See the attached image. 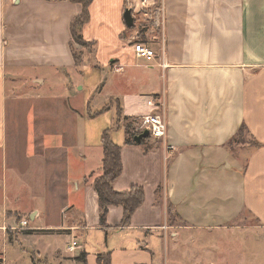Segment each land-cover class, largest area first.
<instances>
[{"label": "crops", "instance_id": "0c3cea01", "mask_svg": "<svg viewBox=\"0 0 264 264\" xmlns=\"http://www.w3.org/2000/svg\"><path fill=\"white\" fill-rule=\"evenodd\" d=\"M128 8L132 29L124 21ZM82 9L69 0H0L1 237L16 230L18 218L17 227L28 220L34 231L27 237L62 233L68 240L54 256L71 264H80L82 253L87 264L106 253L111 264H162L159 243L165 241L167 257L179 254L189 231L226 230L231 250L239 234L264 237V0H164L163 29L145 25L142 0H93L81 33L94 46L78 67L71 24ZM139 38L156 51L152 63L135 56ZM114 75L121 77L118 91L107 92ZM160 95L166 139L125 145L126 126L151 114L147 101ZM242 127L248 141L237 145ZM108 129L123 147L114 190L145 192L127 227L117 206L109 208L107 227L100 225L94 182L103 173ZM27 190L32 200L57 193V226H44L34 202L25 210L15 205ZM247 216L256 223L243 225ZM78 232L100 248L78 242V253L67 258Z\"/></svg>", "mask_w": 264, "mask_h": 264}, {"label": "rangeland", "instance_id": "374dc122", "mask_svg": "<svg viewBox=\"0 0 264 264\" xmlns=\"http://www.w3.org/2000/svg\"><path fill=\"white\" fill-rule=\"evenodd\" d=\"M140 13L143 14V17H145L146 14H148L150 17V22L145 24L146 26H148L149 23H152L153 9L141 10ZM133 46L134 44L132 45V48ZM75 51L77 53L84 51L85 53V51L92 52V49H84L80 46H76ZM141 60L148 62L145 59ZM113 77V81H111L108 85L107 92H110L111 90L118 91V86H120L118 84L121 83V77L118 75H114ZM89 80V78L86 79V81ZM82 95L85 94L82 93ZM10 119L11 118H8L9 127L11 126ZM19 120L22 127V117H20ZM10 130L11 129L9 128V133ZM19 135H23V131H21ZM24 137L25 139L27 138L26 129ZM246 141H248L247 135L246 132H244L237 137V139L235 140V144L238 145ZM17 152L18 153L16 158L20 160L21 168H23V158L25 156V153L21 144ZM25 166L26 165H24V167ZM10 178L13 180L14 176H10ZM53 193L55 195H53ZM45 194L48 197L46 201H43L41 198L32 200V197H30V193H28L27 190L25 192H22V197L20 196L22 201H19L15 205H24L25 207H22V209L25 210L31 203L34 202L39 206V210L44 215L42 219L44 226H57V205L62 201V199H58L59 197L57 198V193L55 192H46ZM33 196H37V194H33ZM19 219L20 218L17 219L16 224H18ZM240 222L243 225H246L247 223L251 225L256 223L254 222V220H251V217L248 216L243 217ZM16 224V230H9L6 240L3 239L0 235V264H71L70 262L60 263L57 260V255L55 254L54 256V253L57 250V246H60V244L61 246H63L64 242L68 240L66 236L62 235V233L47 232V234L27 237V235L24 234V230L17 229ZM34 225L41 226V223H34ZM84 234L82 232L75 233L74 235L72 234L69 241L72 242V240H75L79 243L88 242V244L90 243V245H88L90 248L99 250L100 246L94 241L95 239H93L92 236H89L88 239V234ZM186 237L192 238L189 240H185ZM184 238L185 239L179 244V247L182 249V251L179 252V254L174 253L173 256L170 255L169 257H167L165 241H161L159 243L162 249L160 253L162 264H252L251 259L254 260V258L256 257L260 258L259 261L254 262V264H259L263 261L264 237H255L254 234H252V236L249 235V237L239 234V237L237 239V246L235 247L233 243L232 250L230 249V234L226 230L218 231L216 233H195V231H189V235H184ZM37 252H41L42 255L37 254ZM77 253L78 250L74 253L69 252L68 256L66 255V257H71L72 255H76ZM242 260H244V263H242Z\"/></svg>", "mask_w": 264, "mask_h": 264}, {"label": "trees", "instance_id": "16d2710c", "mask_svg": "<svg viewBox=\"0 0 264 264\" xmlns=\"http://www.w3.org/2000/svg\"><path fill=\"white\" fill-rule=\"evenodd\" d=\"M73 3L81 4L83 9L80 16L76 17L71 24V31L73 36V46L77 45L84 49H93L94 43L85 41L81 31L82 28L90 21V7L93 0H69ZM144 31V30H143ZM73 54L76 65L82 66L84 51L77 53L73 48ZM132 124L126 126L127 139L125 145L136 144L134 139L130 135ZM246 127H242L239 135L246 132ZM111 130L108 129L103 133L102 146L104 149L103 160V173L94 182V189L99 197V209H100V225L107 227V217L109 214V208L113 206L122 207L124 210V217L122 220L123 227L130 225L131 219L134 213L143 205L145 201V192L142 187L134 186L126 193H117L113 185L120 178L123 172L122 163V146L117 145L111 136ZM142 144H145L143 141ZM34 231L25 230V235H31ZM87 253H82L76 260L80 264H87ZM98 264H111V254H99L97 256Z\"/></svg>", "mask_w": 264, "mask_h": 264}, {"label": "built area", "instance_id": "2783aa9c", "mask_svg": "<svg viewBox=\"0 0 264 264\" xmlns=\"http://www.w3.org/2000/svg\"><path fill=\"white\" fill-rule=\"evenodd\" d=\"M143 9L147 10L151 7L153 9L152 24L156 28H164L165 26V10H164V0L160 1L158 5L150 6L148 0H142ZM136 9V7H133ZM134 53L140 59H145L151 62L157 58L156 51L148 45V43L143 40L136 39L133 42ZM164 68L166 65H162ZM122 67L116 68V71H121ZM147 104L153 109V112L149 115H145L132 120L131 134L132 137H137L138 135L148 131L150 138L154 140H164L168 133V121H167V103L164 96L160 95L157 97H151L148 99ZM167 150L169 152H174L175 147L168 146ZM30 223L28 220H22L17 229L28 230ZM79 248L77 241H74L69 247V252L74 253Z\"/></svg>", "mask_w": 264, "mask_h": 264}, {"label": "water", "instance_id": "95a60500", "mask_svg": "<svg viewBox=\"0 0 264 264\" xmlns=\"http://www.w3.org/2000/svg\"><path fill=\"white\" fill-rule=\"evenodd\" d=\"M124 21L126 26L129 29L134 28L135 26V17L133 15V10L131 8L126 9L125 13H124ZM150 138V134L148 131H145L144 133L138 135L137 137H135L134 141L136 144L140 145L142 143L143 140H147Z\"/></svg>", "mask_w": 264, "mask_h": 264}]
</instances>
